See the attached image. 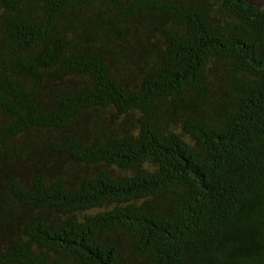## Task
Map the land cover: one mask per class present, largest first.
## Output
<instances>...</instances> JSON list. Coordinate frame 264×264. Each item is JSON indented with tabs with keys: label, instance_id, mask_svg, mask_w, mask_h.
Instances as JSON below:
<instances>
[{
	"label": "trees",
	"instance_id": "1",
	"mask_svg": "<svg viewBox=\"0 0 264 264\" xmlns=\"http://www.w3.org/2000/svg\"><path fill=\"white\" fill-rule=\"evenodd\" d=\"M0 264H264V5L0 0Z\"/></svg>",
	"mask_w": 264,
	"mask_h": 264
},
{
	"label": "rangeland",
	"instance_id": "2",
	"mask_svg": "<svg viewBox=\"0 0 264 264\" xmlns=\"http://www.w3.org/2000/svg\"><path fill=\"white\" fill-rule=\"evenodd\" d=\"M253 1H256V2H258L260 5H264V0H253Z\"/></svg>",
	"mask_w": 264,
	"mask_h": 264
}]
</instances>
